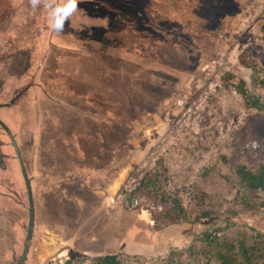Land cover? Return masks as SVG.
<instances>
[{
  "label": "rangeland",
  "instance_id": "rangeland-1",
  "mask_svg": "<svg viewBox=\"0 0 264 264\" xmlns=\"http://www.w3.org/2000/svg\"><path fill=\"white\" fill-rule=\"evenodd\" d=\"M154 4L171 6V24L154 21ZM13 6L29 45L19 61L39 74L50 54L55 94L33 88L14 128L18 144L34 134L21 151L36 211L25 264L118 254L123 264H264V191L237 174L243 165L257 172L264 159V0H79L59 33L43 5L34 22L31 7ZM9 26L0 24V49ZM12 63L0 57L11 84ZM69 88L77 89V117L68 118L77 142L67 137L77 164L66 169L75 153L48 150L41 120L47 99L73 110L61 98ZM3 151L0 264H19L30 205ZM174 199L185 210L176 223Z\"/></svg>",
  "mask_w": 264,
  "mask_h": 264
},
{
  "label": "flooded vegetation",
  "instance_id": "flooded-vegetation-1",
  "mask_svg": "<svg viewBox=\"0 0 264 264\" xmlns=\"http://www.w3.org/2000/svg\"><path fill=\"white\" fill-rule=\"evenodd\" d=\"M5 5H9L10 3L7 0H4ZM166 3V2H164ZM173 5V4H172ZM12 6V5H11ZM9 5L8 8H11ZM32 8L29 1L23 2L21 5L22 10L21 12L27 10L28 8ZM174 10H176L175 6H172ZM11 10V9H10ZM149 10L151 12H154L153 15H155V20L158 23L162 22H172V18L170 17V12L172 10L171 6H167L165 4H154L150 5ZM186 13V11H185ZM183 12L179 13V18L180 19H185L186 14ZM20 14V13H19ZM1 16V13H0ZM30 16V15H28ZM177 20H179L177 18ZM0 23L5 24L6 22L10 24V29L9 31V37L4 42L3 46H1L0 49V57H7L8 60H12V70L14 71V75H12L10 78H13V83H9L6 80V77L0 76V120L6 125V121L3 119V116H8L9 121L12 122L13 126L11 127L12 124H10V127L7 126V128L10 130L13 138L15 139V142L17 144L19 153L21 155V151L25 148L24 144H28V142L32 139L34 141V134L33 132H27V133H22L19 136H23L25 138L24 143L18 144L17 137L14 134V128L17 125V120L19 115H21L20 107L22 104L24 105H29V102H32L30 99L31 95V90L33 88H37L41 90L44 88L45 90H49L50 92L53 90L54 85H51L49 82V73H48V68H44L39 74H36V72L29 70V67L24 66L23 63L19 61L20 54L21 56L24 54L25 51L28 50L29 45H27L24 49V46L22 45L24 43V36H23V31L22 28H17L15 27L16 25L13 22L12 16L10 14L6 16L5 18H2ZM32 24L31 20L28 19L26 24L28 25ZM31 28H33L31 26ZM34 31V30H33ZM20 48V49H18ZM34 49V48H33ZM17 50V51H15ZM38 75V76H37ZM36 76L38 79V86H33V84L37 81ZM52 89V90H51ZM61 90V89H60ZM67 94L62 96L65 101L68 102L69 105L73 107V110L65 108L63 104H56L54 101L51 100H44L43 106L45 107L44 110V116L42 118V134L45 139L50 143L49 146L47 147L48 150L52 148V150L56 149V146H58L61 151L63 150L65 154L71 155L75 153V156L77 154V124L72 126L69 125V116H74L76 113V108H77V89L76 88H69L67 89ZM53 92V91H52ZM52 96H55V94H51ZM59 95H57L58 97ZM60 97V96H59ZM30 99V100H29ZM42 102V100H41ZM54 107V108H53ZM77 116L75 115V118ZM66 119V120H65ZM6 122V123H5ZM68 125V126H67ZM75 137L76 142L72 143L68 141L67 137ZM5 138V140H2L1 138ZM55 141V142H54ZM55 143V144H54ZM7 148L9 150L10 155L12 154V160L14 161L13 168L16 170L17 167L20 168V164L17 158V153L15 146L13 145V141L11 139V136L7 132V130L0 124V166H1V160L4 159L5 154H8L7 152H4L3 149ZM99 152V151H98ZM102 153V152H101ZM22 158V156H21ZM23 160V159H22ZM77 164V156L74 158H69L67 161L68 166L66 169H70V162ZM24 163V161H23ZM61 165L63 163H58L56 164H51L47 163L45 166L46 169H62ZM25 166V163H24ZM26 171L27 167L25 166ZM21 170V168H20ZM65 170V168H64ZM28 173V172H27ZM21 175L23 177V173L21 170ZM29 176V174H28ZM77 177V176H76ZM79 178V177H77ZM76 178V179H77ZM24 179V177H23ZM30 179V178H29ZM0 180H2L1 174H0ZM25 181V180H24ZM77 183V182H75ZM81 184L83 182H80ZM32 184V183H31ZM26 185V184H25ZM83 185V184H82ZM49 186V185H48ZM12 188V187H11ZM73 189V188H72ZM71 189V190H72ZM27 190V189H26ZM46 195H49V189L46 190ZM28 194V193H27ZM1 195V194H0ZM45 195V196H46ZM14 197V196H12ZM7 198V197H5ZM14 200V199H13ZM29 201V197H28ZM35 207V206H34ZM2 206L0 204V211H2ZM36 214V211H35ZM30 216V214H29ZM16 219V217L14 218ZM15 228V227H14ZM14 247V245H13Z\"/></svg>",
  "mask_w": 264,
  "mask_h": 264
},
{
  "label": "trees",
  "instance_id": "trees-1",
  "mask_svg": "<svg viewBox=\"0 0 264 264\" xmlns=\"http://www.w3.org/2000/svg\"><path fill=\"white\" fill-rule=\"evenodd\" d=\"M241 94L244 96L245 92L241 91ZM237 174L240 179L246 184L248 189L255 191H264V159L260 168L257 172H253L248 169L246 166H240L237 169ZM173 211L175 212V221L176 223L179 220H183L185 216V210L181 206L178 199H174ZM127 258L126 254H118V255H106L104 257H97V264H123Z\"/></svg>",
  "mask_w": 264,
  "mask_h": 264
},
{
  "label": "clouds",
  "instance_id": "clouds-1",
  "mask_svg": "<svg viewBox=\"0 0 264 264\" xmlns=\"http://www.w3.org/2000/svg\"><path fill=\"white\" fill-rule=\"evenodd\" d=\"M43 6L48 10L50 18V28L54 32H63L65 24L76 11L79 0H30L33 9ZM258 145L254 142L253 147Z\"/></svg>",
  "mask_w": 264,
  "mask_h": 264
},
{
  "label": "water",
  "instance_id": "water-1",
  "mask_svg": "<svg viewBox=\"0 0 264 264\" xmlns=\"http://www.w3.org/2000/svg\"><path fill=\"white\" fill-rule=\"evenodd\" d=\"M0 124L7 130V132L11 136V139L13 141V145L15 146L17 158H18L20 168H21L22 173H23V177L25 180L26 189H27V193H28V197H29V205H30L29 214H30V217H29L28 233H27L25 244H24V251H23L22 257H21L20 262H19V264H25L29 250H30V247L32 245L33 233H34V228H35V207H34V197H33L32 184H31V181L29 179L26 168L24 166L21 155L19 153L15 139L13 138L10 130L7 128V126L1 120H0Z\"/></svg>",
  "mask_w": 264,
  "mask_h": 264
},
{
  "label": "crops",
  "instance_id": "crops-1",
  "mask_svg": "<svg viewBox=\"0 0 264 264\" xmlns=\"http://www.w3.org/2000/svg\"><path fill=\"white\" fill-rule=\"evenodd\" d=\"M10 4V6L12 5H14L15 6V3H16V7H21V5L23 4V2H25V1H29V0H7ZM9 5H5V2H4V0H0V13H1V16H0V20L2 19V18H5L9 13V10L11 9L12 10V6H11V8H8V6ZM41 5H43V3L41 4ZM85 6H89L90 7V2H86L85 4H84ZM13 6V7H14ZM97 8V7H96ZM37 9V8H36ZM36 9H33V8H31V12H29L30 13V15L32 14V22H34V19H36L35 18V16H36V12L38 11V9H37V11H36ZM82 11V10H81ZM33 15H35V16H33ZM19 17V16H18ZM17 16H16V18H18ZM37 17V16H36ZM89 21H90V19L87 21L88 23H89ZM0 22H2V21H0ZM86 23V22H85ZM0 24H2V23H0ZM74 26H76L77 27V23L75 22V24H73ZM87 25V24H86ZM91 26H93V24L91 25ZM33 29L35 30V34H36V32H38L37 31V29H36V27L34 28L33 27ZM9 31H11V30H9ZM9 31H8V33H9ZM34 34V35H35ZM38 35V34H37ZM35 49V48H34ZM49 51L50 50H48V54H49ZM50 54L49 55H47V57H46V54H45V56H44V58H46L45 60H49V58H50ZM43 61H44V59H43ZM47 61L45 62V63H43V65L41 66V71L44 69V68H48V63H47ZM72 71V73H73V75L71 74V76H72V78L75 80V82H77V66L75 67V68H73V69H71Z\"/></svg>",
  "mask_w": 264,
  "mask_h": 264
}]
</instances>
